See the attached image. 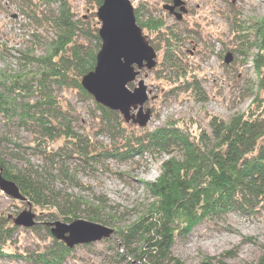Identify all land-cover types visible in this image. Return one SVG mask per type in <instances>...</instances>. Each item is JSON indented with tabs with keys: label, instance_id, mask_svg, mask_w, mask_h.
I'll use <instances>...</instances> for the list:
<instances>
[{
	"label": "trees",
	"instance_id": "16d2710c",
	"mask_svg": "<svg viewBox=\"0 0 264 264\" xmlns=\"http://www.w3.org/2000/svg\"><path fill=\"white\" fill-rule=\"evenodd\" d=\"M8 1L35 24L34 35L41 26L52 33L45 54L23 52L25 59L37 64L34 72L0 70V117L29 128L32 151L51 168L39 172L12 164L13 152L4 148L10 139L0 133V172L18 186L25 197L22 201L50 210L49 215L58 213L64 222L85 213L88 220L107 225L109 221L101 213L107 202L102 197L94 195L89 201L60 192L54 195L45 175L58 170L61 178L87 191L90 187L66 169L70 158L89 165L107 159L129 162L147 154H166L159 176L144 183L152 197L147 212L128 224L115 226L113 234L132 258L127 260L119 254L118 264H184L165 247L166 237L185 238L204 221L223 219L231 213L253 216L264 208V17L244 20L235 14L230 19L236 44L232 49L246 61L251 57L256 76L249 94L252 100L245 111L227 121L217 114L209 115L210 131L192 129V121L181 119H170L150 129L127 123L118 111L97 103L83 88L81 79L95 67L101 38L98 26L85 15L77 16L71 0ZM88 2L98 8L103 0ZM135 14L151 45L163 54L155 75L170 82L167 91L206 102L208 95L198 75L182 57L184 33L161 18L144 17L139 6ZM129 87L133 88L132 82ZM67 89H74L81 101L91 103L97 122L94 137L76 129L75 109L57 93ZM101 134L108 137V144L96 138ZM18 227L11 217L0 213V257L14 255L11 244ZM48 230L50 233V227ZM73 248L54 238L43 250L15 256L30 264H64ZM202 264L225 263L211 256ZM247 264H264V245L258 260Z\"/></svg>",
	"mask_w": 264,
	"mask_h": 264
},
{
	"label": "rangeland",
	"instance_id": "374dc122",
	"mask_svg": "<svg viewBox=\"0 0 264 264\" xmlns=\"http://www.w3.org/2000/svg\"><path fill=\"white\" fill-rule=\"evenodd\" d=\"M131 1L134 7L143 9L144 17L161 18L166 25L174 26L184 33L185 54L182 57L193 67L208 95L206 102H197L186 93L172 94L167 91L171 86L170 82L155 75L157 66L153 70L143 69L132 83L135 87L143 79L148 86L149 99L144 110L150 109L152 116L147 127L153 129L170 119H181L192 121V129L200 127L210 131L209 115L217 114L227 121L247 109L252 100V94H249L256 76L251 57L246 61L244 55H238L232 49L236 44L230 19L235 14L244 20L264 17V0H183L187 12L183 13L180 20L164 8L166 4H172L173 0ZM71 2L77 16H87L86 19L91 24L100 28L96 13L98 8L92 6L88 0ZM175 12L180 10L176 8ZM35 27L33 22L18 12L12 2L0 0V70L11 74H28L36 70L37 64L25 59L23 52L33 50L34 55L45 54L52 33L41 26L37 35H34ZM143 32L149 39V34L145 30ZM229 54L232 60L227 64L225 58ZM162 57V52H159L158 63ZM57 93L75 109L78 117L76 129L94 137L97 122L91 113V103L81 101L74 89ZM132 112L137 114V110ZM0 133L6 134L10 139L4 148L13 152V156H10L12 164L39 172L50 171L48 161L32 151L35 149L31 147L33 134L29 128L16 120L11 123L0 117ZM96 138L105 144L109 143L106 135L101 134ZM166 158V154H147L129 162L107 159L102 163L89 165L70 158L66 169L70 174L76 173L78 181L90 187L87 191L61 178L58 170H52L51 175L49 173L45 176L54 195L60 192L72 198L81 197L89 201H93L94 195L102 197L107 202L101 210L102 216L109 221L107 225L115 229L116 225L128 224L147 212L152 197L144 183L154 181L159 176L162 162ZM25 209H31L36 214V224L29 228L18 227L11 244L14 255L1 256L0 264H30L15 254L43 250L51 246L54 237L48 230L50 223L64 221L58 213H55L56 216L49 215L50 210L28 205L0 189V213L4 212L13 221ZM91 210L92 208L89 209L90 212ZM85 215L82 213L80 218L88 220ZM164 245L184 264H202L211 256L225 264L256 261L263 252L264 208L253 216L231 213L223 219L204 221L185 238L166 237ZM119 254L124 259H132L112 234L108 238L90 243L89 246L77 245L64 264H118V260H121Z\"/></svg>",
	"mask_w": 264,
	"mask_h": 264
},
{
	"label": "water",
	"instance_id": "95a60500",
	"mask_svg": "<svg viewBox=\"0 0 264 264\" xmlns=\"http://www.w3.org/2000/svg\"><path fill=\"white\" fill-rule=\"evenodd\" d=\"M164 8L174 13L178 20L187 12L183 0H173ZM176 8L180 12H175ZM96 13L100 21L101 47L94 69L82 77L81 84L97 103L118 111L127 123L146 127L152 116L150 109L144 110L149 99L148 86L143 79L133 89L129 83L134 82L143 69L153 70L157 66L158 53L138 24L131 0H103ZM231 60L229 54L225 63ZM135 110L137 114L132 112ZM0 189L14 199L25 200L18 186L4 178L1 172ZM35 216L31 209H25L13 218V222L29 228L36 224ZM50 225L53 237L68 248L100 241L114 232L110 226L81 218L71 222L57 220Z\"/></svg>",
	"mask_w": 264,
	"mask_h": 264
},
{
	"label": "bare ground",
	"instance_id": "6f19581e",
	"mask_svg": "<svg viewBox=\"0 0 264 264\" xmlns=\"http://www.w3.org/2000/svg\"><path fill=\"white\" fill-rule=\"evenodd\" d=\"M22 201V200H21ZM24 202V201H23ZM36 215V214H35ZM36 217V216H35Z\"/></svg>",
	"mask_w": 264,
	"mask_h": 264
}]
</instances>
